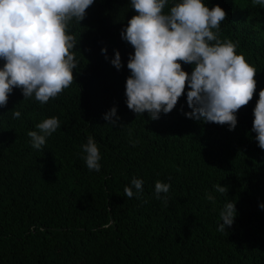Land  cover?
Here are the masks:
<instances>
[{"label":"trees","instance_id":"1","mask_svg":"<svg viewBox=\"0 0 264 264\" xmlns=\"http://www.w3.org/2000/svg\"><path fill=\"white\" fill-rule=\"evenodd\" d=\"M207 4L226 11L220 39L238 42L237 54L257 70V88L237 111L235 129L186 117L187 85L159 119L131 111L125 85L134 48L121 29L136 12L129 0H95L80 24L72 22L80 60L72 85L44 105L14 88L0 108V264H264V149L252 131L264 89V7L252 0ZM114 49L120 70L110 62ZM113 106L115 126L104 119ZM51 116L61 127L44 149L32 148L28 131ZM89 134L101 145L100 172L80 156ZM134 177L143 178V194L127 198ZM157 180L171 182L167 205L155 198ZM218 183L227 194L215 190ZM228 200L237 215L221 232Z\"/></svg>","mask_w":264,"mask_h":264},{"label":"clouds","instance_id":"2","mask_svg":"<svg viewBox=\"0 0 264 264\" xmlns=\"http://www.w3.org/2000/svg\"><path fill=\"white\" fill-rule=\"evenodd\" d=\"M95 0H0V108L6 107L14 88H20L25 99L34 97L41 105L56 98L74 81V70L80 67L76 45L79 40L71 31L72 22L80 24ZM136 14L121 29V38L130 43L125 96L127 107L152 120L169 114L185 95L191 111L188 118L204 123L227 125L234 130L237 111L247 105L257 88V70L241 52L238 42L221 40V22L227 13L220 6L209 7L207 0H129ZM264 7V0H252ZM166 6H170L167 12ZM215 29V31H213ZM107 55V48L101 49ZM111 64L124 67L121 53L114 49ZM83 56V55H82ZM192 65L189 73L182 63ZM183 111V109H181ZM118 107L104 114L108 125L118 124ZM21 111H13L20 118ZM252 131L258 146L264 149V89L253 109ZM61 127L58 116H51L29 130L30 144L36 150L47 145V138ZM135 146L136 141H132ZM101 145L91 134L81 145L80 156L88 170L100 172ZM143 178H133L126 185L127 198L143 194ZM171 182H155V198L167 205ZM227 194V186L214 185ZM163 194V195H162ZM206 199L215 202L211 193ZM264 208V203L260 204ZM218 231H227L237 215L234 201L228 200L220 213ZM107 227V225H105Z\"/></svg>","mask_w":264,"mask_h":264}]
</instances>
